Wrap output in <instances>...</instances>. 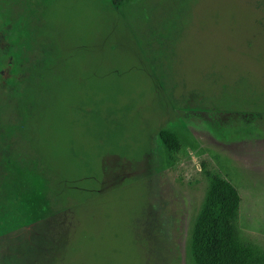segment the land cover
<instances>
[{"label": "rangeland", "instance_id": "obj_1", "mask_svg": "<svg viewBox=\"0 0 264 264\" xmlns=\"http://www.w3.org/2000/svg\"><path fill=\"white\" fill-rule=\"evenodd\" d=\"M212 176L264 251V0H0V264H196Z\"/></svg>", "mask_w": 264, "mask_h": 264}, {"label": "trees", "instance_id": "obj_2", "mask_svg": "<svg viewBox=\"0 0 264 264\" xmlns=\"http://www.w3.org/2000/svg\"><path fill=\"white\" fill-rule=\"evenodd\" d=\"M127 1L110 0L114 6ZM154 89L157 91L155 86ZM157 136L168 149L177 148L174 134L169 130L159 128ZM238 203L234 187L223 178L212 176L196 214L190 241L196 264H264V251L236 232Z\"/></svg>", "mask_w": 264, "mask_h": 264}]
</instances>
